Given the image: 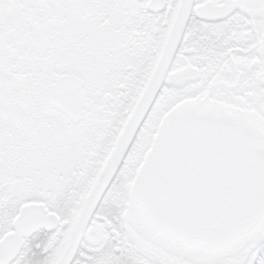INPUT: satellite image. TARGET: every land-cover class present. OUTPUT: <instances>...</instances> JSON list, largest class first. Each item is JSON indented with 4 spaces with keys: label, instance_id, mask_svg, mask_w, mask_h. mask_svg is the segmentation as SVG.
<instances>
[{
    "label": "snow or ice",
    "instance_id": "snow-or-ice-1",
    "mask_svg": "<svg viewBox=\"0 0 264 264\" xmlns=\"http://www.w3.org/2000/svg\"><path fill=\"white\" fill-rule=\"evenodd\" d=\"M0 264H264V0H0Z\"/></svg>",
    "mask_w": 264,
    "mask_h": 264
}]
</instances>
